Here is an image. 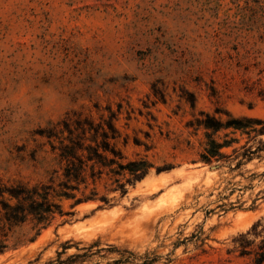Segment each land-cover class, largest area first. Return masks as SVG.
I'll return each mask as SVG.
<instances>
[{
  "label": "rangeland",
  "instance_id": "rangeland-1",
  "mask_svg": "<svg viewBox=\"0 0 264 264\" xmlns=\"http://www.w3.org/2000/svg\"><path fill=\"white\" fill-rule=\"evenodd\" d=\"M260 85L264 0H0V180L48 182L44 132L66 118L112 119L123 162L150 164L123 197L104 175L112 205L64 200L34 241L0 230V264H255L237 240L262 239L264 151L206 164L196 119L264 118Z\"/></svg>",
  "mask_w": 264,
  "mask_h": 264
},
{
  "label": "trees",
  "instance_id": "trees-1",
  "mask_svg": "<svg viewBox=\"0 0 264 264\" xmlns=\"http://www.w3.org/2000/svg\"><path fill=\"white\" fill-rule=\"evenodd\" d=\"M258 97L264 102V85L259 86ZM224 114L225 119L210 113H202V117L196 119L197 127L205 129L207 139L201 161L214 164L236 159V168H240L255 156L261 157L264 151V141L260 138L264 136V118L247 115L236 117L228 111ZM221 132H224L223 137L220 136ZM44 133L58 167L52 171L46 183L8 186L0 180V230L3 235L29 224L36 231L35 236L29 239L34 241L57 217L72 213L64 210V200H73L72 207L90 201L112 205L107 193L119 192L121 197L125 196L128 186L142 180L150 168V164L142 159L123 162L125 156L115 144L120 134L112 119L105 126L89 118H66ZM236 133L247 136L245 143L241 144V138L231 136ZM236 144L240 146L235 147ZM226 148H233L232 153H226ZM126 173L130 177L123 182ZM104 175L113 181L108 192L100 196L97 184ZM251 231L256 238L262 239L254 246V241L248 239L249 232L241 234L237 240L240 253L254 255L255 264H263L264 223L258 221ZM21 241V236H18L14 246ZM6 248L8 245L0 241V253Z\"/></svg>",
  "mask_w": 264,
  "mask_h": 264
},
{
  "label": "bare ground",
  "instance_id": "bare-ground-1",
  "mask_svg": "<svg viewBox=\"0 0 264 264\" xmlns=\"http://www.w3.org/2000/svg\"><path fill=\"white\" fill-rule=\"evenodd\" d=\"M35 245V244H34Z\"/></svg>",
  "mask_w": 264,
  "mask_h": 264
}]
</instances>
